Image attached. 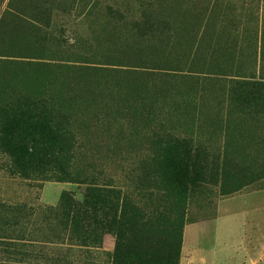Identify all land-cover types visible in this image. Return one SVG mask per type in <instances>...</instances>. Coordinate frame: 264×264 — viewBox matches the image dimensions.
I'll return each mask as SVG.
<instances>
[{"label": "rangeland", "instance_id": "1", "mask_svg": "<svg viewBox=\"0 0 264 264\" xmlns=\"http://www.w3.org/2000/svg\"><path fill=\"white\" fill-rule=\"evenodd\" d=\"M149 27L171 35L165 48L143 37ZM0 51L17 57L1 59L0 98L46 104L80 180L150 207L164 182L151 163L179 145L178 173L192 180L179 264H239L246 219L264 247L263 122L228 103L236 83L264 82V0H0ZM44 141L25 138L37 150ZM13 174L0 153V264L113 263V224L101 217L99 248L82 249L56 211L64 193L83 202L89 185Z\"/></svg>", "mask_w": 264, "mask_h": 264}, {"label": "trees", "instance_id": "2", "mask_svg": "<svg viewBox=\"0 0 264 264\" xmlns=\"http://www.w3.org/2000/svg\"><path fill=\"white\" fill-rule=\"evenodd\" d=\"M11 10L14 12L12 18H26L24 9ZM27 19L34 20L32 17ZM149 29L143 34L147 41L156 47L169 44L170 34L153 27ZM13 55L12 52L0 51V63L5 61L1 60L3 57L17 58ZM43 57L40 54L36 58L32 54L22 55L27 59H45ZM228 103L244 118L259 116L264 127V82L236 83L229 89ZM50 117L51 112L43 101L0 98V153L10 158L13 175L30 180L35 175L50 171L55 173L51 176L55 182L89 185L83 202H75L70 194L64 193L56 209L64 232L71 236L75 234L79 248H99L107 227L103 217L113 224L117 237L112 264H179L183 207L192 181L188 182L185 176L178 173L180 161L172 154L178 153L179 145L176 143L167 147L169 156L166 160L157 159L151 163L155 179L163 178L164 182L160 186L155 182V190L150 192V199L155 203L144 207L133 204L126 194L112 185L87 183V178L80 180V176L74 174L72 161L68 159L72 147L70 135L56 122L52 124ZM35 136L44 137L40 150L25 143V138ZM56 154L62 156L55 157ZM193 165L197 178L196 170L202 171L203 168L194 162ZM217 171L213 163L207 170L213 177H216ZM170 200L176 202L177 208L170 207V210L167 206Z\"/></svg>", "mask_w": 264, "mask_h": 264}, {"label": "crops", "instance_id": "3", "mask_svg": "<svg viewBox=\"0 0 264 264\" xmlns=\"http://www.w3.org/2000/svg\"><path fill=\"white\" fill-rule=\"evenodd\" d=\"M248 224H249V221L247 219L244 222L243 221L240 222V228H241L240 231H241V233L243 232V237H242V246L240 248V254H239V264H262L260 262V259L264 258V257H262L263 244L261 246V240L258 239V237H256V235L251 236L247 233L246 228H247ZM250 238H253V244L255 246V250H257L256 252L254 250L253 255L250 254V251L248 249L249 248L248 244L250 242H252L250 240ZM255 239H258V242H256ZM256 243H259L261 248L257 247L255 245Z\"/></svg>", "mask_w": 264, "mask_h": 264}]
</instances>
